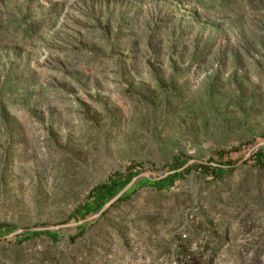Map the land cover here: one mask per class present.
Instances as JSON below:
<instances>
[{
  "label": "rangeland",
  "instance_id": "374dc122",
  "mask_svg": "<svg viewBox=\"0 0 264 264\" xmlns=\"http://www.w3.org/2000/svg\"><path fill=\"white\" fill-rule=\"evenodd\" d=\"M260 143L264 0H0V264H264Z\"/></svg>",
  "mask_w": 264,
  "mask_h": 264
},
{
  "label": "water",
  "instance_id": "95a60500",
  "mask_svg": "<svg viewBox=\"0 0 264 264\" xmlns=\"http://www.w3.org/2000/svg\"><path fill=\"white\" fill-rule=\"evenodd\" d=\"M263 147H264V143H260V144L256 145L250 151L248 156L257 152L260 148H263ZM193 163L206 164V163H203L200 161H191L188 164H193ZM171 173L172 172H165V173H159L158 174V173L147 171V172H144V173L137 175L115 197H113L110 201H108L97 213L91 215L87 219H84V220H81V221H78L75 223L64 224V225H45V226H39V227L31 228L28 230H18L15 233L11 234L10 237L17 235V234L25 233V232H63L67 229L87 225L90 222H93V221L97 220L98 218H100L103 215V213H105L108 210V208H110L115 202H117L124 194L129 192L140 180H142L144 178H147L149 180H159V179L167 177Z\"/></svg>",
  "mask_w": 264,
  "mask_h": 264
},
{
  "label": "trees",
  "instance_id": "16d2710c",
  "mask_svg": "<svg viewBox=\"0 0 264 264\" xmlns=\"http://www.w3.org/2000/svg\"><path fill=\"white\" fill-rule=\"evenodd\" d=\"M264 149H262L261 151H259L258 155H260V157H262V159L260 158V161L261 163L264 165ZM202 168H205V169H214V170H217L216 168H211V167H208V166H200ZM135 177V172L133 170H131L128 175H127V179L128 181H131L133 178ZM173 177H176L175 175L170 177L168 182L169 184H171V180H173L174 178ZM124 188V186L121 184L120 180L119 179H111L109 181V183H105V184H101L99 186H97L91 196H90V199L92 200L93 197H98V196H102V200L101 201H96L97 202V209H101L107 201H110L113 197H115L122 189ZM131 193H126L124 194L119 200L118 202H123L125 200H127L129 197H130ZM97 200V199H96ZM91 206H92V203H87L85 204L81 209L78 210V213H81L83 215H86L90 210H91ZM6 225L2 224L0 225V229L2 228H5ZM83 234V232H81L79 235L77 236H73V237H70L69 238V241L71 243H74L76 241V239L81 236ZM37 236V235H41V236H45L47 238H49L50 240H52L53 242H57L58 240V233L56 232H44L42 234H26L24 235L25 237L24 238H32L33 236Z\"/></svg>",
  "mask_w": 264,
  "mask_h": 264
}]
</instances>
